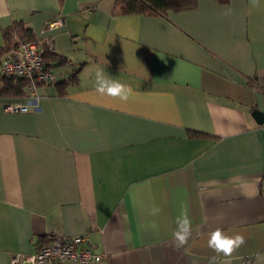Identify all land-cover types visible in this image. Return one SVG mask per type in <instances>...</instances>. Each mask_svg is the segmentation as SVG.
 Listing matches in <instances>:
<instances>
[{"label":"crops","instance_id":"crops-1","mask_svg":"<svg viewBox=\"0 0 264 264\" xmlns=\"http://www.w3.org/2000/svg\"><path fill=\"white\" fill-rule=\"evenodd\" d=\"M115 2L0 0V45L23 22L57 77L27 112L7 109L25 89L0 94V264L82 235L102 264H264V0L163 16ZM98 69L131 86L126 103L95 91ZM216 228L245 243L216 254Z\"/></svg>","mask_w":264,"mask_h":264},{"label":"built area","instance_id":"built-area-1","mask_svg":"<svg viewBox=\"0 0 264 264\" xmlns=\"http://www.w3.org/2000/svg\"><path fill=\"white\" fill-rule=\"evenodd\" d=\"M0 77H13L25 82V93L28 99L22 106L7 107L13 112H27L35 107L38 97V86L52 85L57 77L51 67L43 60V44L39 41L14 38L11 51L0 61ZM105 255L92 251L88 244V235L67 239H54L40 247L34 254L15 256L10 264H46L49 261L71 264H102Z\"/></svg>","mask_w":264,"mask_h":264},{"label":"trees","instance_id":"trees-1","mask_svg":"<svg viewBox=\"0 0 264 264\" xmlns=\"http://www.w3.org/2000/svg\"><path fill=\"white\" fill-rule=\"evenodd\" d=\"M219 3H228L230 0H214ZM198 0H116L114 12L117 15H166L171 10H186L196 6ZM3 43L0 45V61L7 56L14 46V38L37 41L31 28L21 21H14L11 25L1 29ZM53 55L43 47V60L47 65V56ZM56 56V55H54ZM60 58V57H59ZM77 72L62 81L63 86L76 82ZM25 82L13 77H0V94L21 96L23 95Z\"/></svg>","mask_w":264,"mask_h":264},{"label":"clouds","instance_id":"clouds-1","mask_svg":"<svg viewBox=\"0 0 264 264\" xmlns=\"http://www.w3.org/2000/svg\"><path fill=\"white\" fill-rule=\"evenodd\" d=\"M253 4H258V0H252ZM95 91L101 96H107L118 99L121 102H127L134 94L131 86L121 83L119 80L105 74L103 69L95 72ZM159 213V208H153L151 215ZM176 230L173 232V242L176 248H181L188 243L192 234V222L187 210L181 212L176 218ZM155 230V223L151 225ZM207 246L218 255L230 257L239 247L245 243V239L240 234L229 235L221 228H216L207 234Z\"/></svg>","mask_w":264,"mask_h":264},{"label":"water","instance_id":"water-1","mask_svg":"<svg viewBox=\"0 0 264 264\" xmlns=\"http://www.w3.org/2000/svg\"><path fill=\"white\" fill-rule=\"evenodd\" d=\"M255 114H258L257 112H255Z\"/></svg>","mask_w":264,"mask_h":264}]
</instances>
